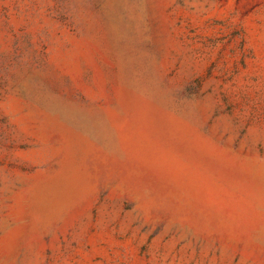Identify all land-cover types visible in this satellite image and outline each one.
Returning <instances> with one entry per match:
<instances>
[{
	"label": "rangeland",
	"instance_id": "374dc122",
	"mask_svg": "<svg viewBox=\"0 0 264 264\" xmlns=\"http://www.w3.org/2000/svg\"><path fill=\"white\" fill-rule=\"evenodd\" d=\"M0 264H264V0H0Z\"/></svg>",
	"mask_w": 264,
	"mask_h": 264
}]
</instances>
